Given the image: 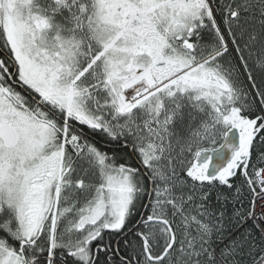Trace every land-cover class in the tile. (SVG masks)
<instances>
[{"label": "snow or ice", "instance_id": "snow-or-ice-1", "mask_svg": "<svg viewBox=\"0 0 264 264\" xmlns=\"http://www.w3.org/2000/svg\"><path fill=\"white\" fill-rule=\"evenodd\" d=\"M0 264H264V0H0Z\"/></svg>", "mask_w": 264, "mask_h": 264}]
</instances>
